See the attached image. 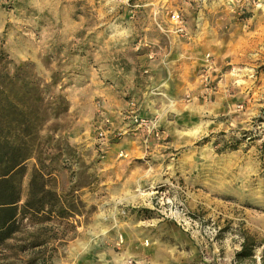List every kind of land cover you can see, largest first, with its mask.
Returning <instances> with one entry per match:
<instances>
[{
	"label": "rangeland",
	"instance_id": "374dc122",
	"mask_svg": "<svg viewBox=\"0 0 264 264\" xmlns=\"http://www.w3.org/2000/svg\"><path fill=\"white\" fill-rule=\"evenodd\" d=\"M0 44L55 77L84 166L51 182L93 210L50 264H247L243 233L259 263L264 0H0Z\"/></svg>",
	"mask_w": 264,
	"mask_h": 264
},
{
	"label": "trees",
	"instance_id": "16d2710c",
	"mask_svg": "<svg viewBox=\"0 0 264 264\" xmlns=\"http://www.w3.org/2000/svg\"><path fill=\"white\" fill-rule=\"evenodd\" d=\"M259 68L264 71V64ZM55 85L53 75L44 82L30 61L11 60L0 44V264H50L54 249L45 250L48 242L60 243L73 232L74 216L84 220L93 210L80 200L73 204V185L52 187L60 170H70L75 162L84 167L66 140L61 117L68 102L53 91ZM260 114L264 116V103ZM31 158L34 164L23 193L21 180ZM258 246L253 236L243 233L233 260L256 264L251 258ZM257 264H264V247Z\"/></svg>",
	"mask_w": 264,
	"mask_h": 264
},
{
	"label": "built area",
	"instance_id": "2783aa9c",
	"mask_svg": "<svg viewBox=\"0 0 264 264\" xmlns=\"http://www.w3.org/2000/svg\"><path fill=\"white\" fill-rule=\"evenodd\" d=\"M170 20H171V22L173 24H175V30L176 31H181L182 30L181 20H180V18H179V16H178L177 13H175V12L174 13H171L170 14ZM205 78H206V76H204V79ZM133 121L134 122H138V124H142V123L145 122V119L139 117L138 119L134 118Z\"/></svg>",
	"mask_w": 264,
	"mask_h": 264
}]
</instances>
